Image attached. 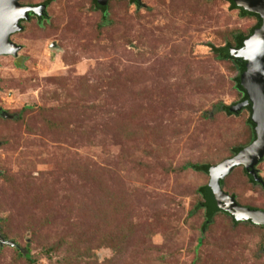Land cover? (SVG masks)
I'll use <instances>...</instances> for the list:
<instances>
[{"label": "rangeland", "instance_id": "374dc122", "mask_svg": "<svg viewBox=\"0 0 264 264\" xmlns=\"http://www.w3.org/2000/svg\"><path fill=\"white\" fill-rule=\"evenodd\" d=\"M95 3L53 0L0 56V234L18 245L0 264H264V226L219 212L203 230L211 176L187 167L253 142L249 110H217L243 94L213 46L257 19L229 0ZM224 182L264 210L244 166Z\"/></svg>", "mask_w": 264, "mask_h": 264}, {"label": "water", "instance_id": "95a60500", "mask_svg": "<svg viewBox=\"0 0 264 264\" xmlns=\"http://www.w3.org/2000/svg\"><path fill=\"white\" fill-rule=\"evenodd\" d=\"M102 1L106 4L109 0ZM239 4L250 12L260 14L263 22L261 28L246 40L242 48H229L231 56L240 58L246 63L247 68L240 79L249 96V100L231 106L230 110L239 113L245 107L252 106L256 139L235 156L207 167L211 176L207 198L210 211L213 213L223 211L232 215L236 222L246 221L264 226V210L240 204L235 196L224 190L222 185V181L239 166H244L254 181L264 183L263 178L256 171L257 166L264 159V0H240ZM34 9L37 10L36 7L23 6L20 0H0V56H18L22 46L14 42L11 36L23 29L22 21L29 19V11ZM262 47L263 52H259ZM243 51H246L247 55L241 54ZM1 110L0 107V115L4 117L14 116ZM0 244L18 246L15 241L7 240L1 234Z\"/></svg>", "mask_w": 264, "mask_h": 264}, {"label": "trees", "instance_id": "16d2710c", "mask_svg": "<svg viewBox=\"0 0 264 264\" xmlns=\"http://www.w3.org/2000/svg\"><path fill=\"white\" fill-rule=\"evenodd\" d=\"M139 1L140 0H131L132 3H136V4H139ZM229 1L230 2L232 1L233 8L241 9L243 16H245L247 14L255 15L253 12H250V11L244 9L243 7H241L240 4L238 3V0H229ZM97 5L105 13V17H106L107 16V11H108L107 3L105 4V3H103L102 0H97ZM261 26H262V22L259 21V23L255 26V28L252 29V31H251V33L249 35H244L243 33H238V34L235 35V41L233 43H229V44H227V46H224V47L213 46V50L217 53L219 58L232 60L239 67L240 76L237 77V84L236 85H237V87L239 88V90L243 94L242 102H245V101L249 100V96H248L247 92L245 91V89L243 88L242 83H241V79H240L241 74L246 70L247 66H246V63H245L244 60H242L240 58H237V57H234V56H231L230 53H229V48H232V47H234V48H242L244 46L245 40L248 37L252 36L257 29L261 28ZM241 54L247 55L246 51H243ZM19 66H23V65L21 64ZM230 108H231V106H228V105H225V104H220L219 106H217V110L226 111L227 113L234 115V113L231 112ZM245 109L249 110V112H250L251 106H248V108H245ZM240 112H242V111H240ZM249 125L251 126V128L254 131V137H253V141H254L256 139V132H255L256 124L254 123L252 116H250V118H249ZM244 147H240L237 150H235L234 154L239 153ZM189 166L191 168H193V169H196V170H199V171H203V172L208 174L207 167H209L210 165H208V164H189V165H187V167H189ZM222 185H225L224 181H222ZM200 192L202 193V196L204 198V202L201 203L199 207H203V208L206 209V217H207V220L205 221V224L203 226V230H207V228L214 221V217L219 212L213 213V212L210 211L211 207L208 204V198H207L208 184L206 186H204L203 188H201ZM220 212H223V211H220ZM236 223L238 224L239 222H236ZM23 254L27 255V257L29 259L31 258L29 250H28V253L24 252Z\"/></svg>", "mask_w": 264, "mask_h": 264}, {"label": "flooded vegetation", "instance_id": "af4514ba", "mask_svg": "<svg viewBox=\"0 0 264 264\" xmlns=\"http://www.w3.org/2000/svg\"><path fill=\"white\" fill-rule=\"evenodd\" d=\"M53 0H45L44 2H42V3H37V4H22L23 2H21V0H20V3L23 5V6H32V7H36V9L37 10H31V11H29V13H28V15H29V19H24L23 21H22V27L24 28V25H23V23L26 21H31L33 18H37L38 19V21H44V20H46V19H48L49 18V13H48V8H49V5L51 4V2H52ZM110 1V0H109ZM109 1H108V3H107V6L109 7ZM240 2V0H238V3ZM133 4H136V3H133ZM136 5H138V6H142V1H139V4H136ZM230 5H231V7L233 8V3H232V1L230 2ZM95 6H96V8L97 9H100L99 7H98V5H97V0H96V3H95ZM233 9H236V10H238L239 11V13H240V15H242V11H241V9H239V8H233ZM107 14H108V11H107ZM255 15H251V14H247V15H245V16H243V17H255L256 19H257V23H256V25L259 23V21H261V22H263V20H262V17H261V15L260 14H258V13H254ZM105 16V15H104ZM105 18H107V16L105 17ZM255 28V27H254ZM260 29V28H259ZM258 30V29H257ZM256 30V31H257ZM23 31V29L21 30V31H19V32H22ZM256 31L254 32V34L256 33ZM16 34V33H15ZM253 34V35H254ZM14 35V34H13ZM12 35V36H13ZM252 35V36H253ZM12 36H11V39H12ZM252 36H250V37H252ZM250 37H248L247 39H249ZM246 39V40H247ZM246 40H245V42H246ZM14 41V40H13ZM245 42H244V44H245ZM234 46V45H233ZM234 48V47H233ZM251 106V105H250ZM1 107V106H0ZM2 108V107H1ZM245 108H248V106L247 107H245ZM244 108V109H245ZM4 109L2 108V110L1 111H3ZM5 111V110H4ZM250 114H251V116H252V118H253V110H252V106H251V109H250ZM254 121V120H253ZM255 123V122H254ZM238 154V153H237ZM236 154H234L233 156H235ZM232 156V157H233ZM262 162V161H261ZM260 162V163H261ZM246 169V168H245ZM247 171V170H246ZM256 171H257V173H258V175L262 178V176L260 175V172H259V170H258V166H257V168H256ZM248 172V171H247ZM248 175L250 176V174H249V172H248ZM264 180V179H263ZM255 182H257V181H255ZM259 183H261V184H263V182H259ZM264 185V184H263ZM224 186V185H223ZM253 208V207H252ZM250 223V222H249Z\"/></svg>", "mask_w": 264, "mask_h": 264}, {"label": "bare ground", "instance_id": "6f19581e", "mask_svg": "<svg viewBox=\"0 0 264 264\" xmlns=\"http://www.w3.org/2000/svg\"><path fill=\"white\" fill-rule=\"evenodd\" d=\"M262 49H263V47L260 49V51H259V52H263V51H262Z\"/></svg>", "mask_w": 264, "mask_h": 264}]
</instances>
